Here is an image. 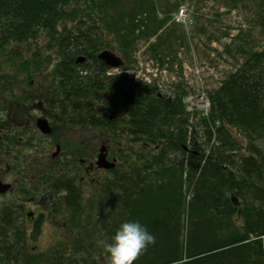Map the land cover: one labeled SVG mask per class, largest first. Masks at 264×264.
<instances>
[{
    "label": "trees",
    "instance_id": "trees-1",
    "mask_svg": "<svg viewBox=\"0 0 264 264\" xmlns=\"http://www.w3.org/2000/svg\"><path fill=\"white\" fill-rule=\"evenodd\" d=\"M242 1L230 0L232 7ZM253 2L251 14L264 33V0ZM169 8L160 11L154 0H0V105L32 104L33 96H16L13 87L33 94L31 73L47 60L25 55L42 36L55 60L37 100L63 105L56 113L71 117L74 127L84 123L77 105L118 102L123 118L106 124L98 118L96 126L120 132L137 146L131 156L119 154L112 179L87 198L72 180L48 181L52 167L39 168L40 181L66 185L68 195L59 199L67 215L64 242L54 252L30 255L18 237L16 250L2 244L1 263L107 264L100 241L110 240L122 222L138 220L155 243L134 264H264V44L251 49L241 29L230 39L224 55L242 60L208 93L206 117L184 113L181 82L168 91V103L153 86L106 76L107 68L96 60L110 49L129 68L144 41L149 56L160 65L170 58L172 65L173 46L182 36H173ZM68 21L76 23L74 31L66 28ZM80 56L85 61L77 65ZM62 146L73 148L69 142ZM235 202L241 223L235 222ZM105 208L112 212L105 215Z\"/></svg>",
    "mask_w": 264,
    "mask_h": 264
},
{
    "label": "rangeland",
    "instance_id": "rangeland-1",
    "mask_svg": "<svg viewBox=\"0 0 264 264\" xmlns=\"http://www.w3.org/2000/svg\"><path fill=\"white\" fill-rule=\"evenodd\" d=\"M154 1L160 11L164 9V7H170V16L180 7L185 9L186 13L189 14L188 26H191L190 29H188L189 33L187 34L181 28L173 29V31L175 32L173 36L176 37L181 35L182 42H176V44H174L173 46V49L176 52L177 60L174 61L171 65V63L169 62L170 58L165 59V63L168 64L165 67L169 68V72H166L165 74H162L160 77L155 79L157 80V84L161 86L160 88L163 92L171 91V89H169V86L174 82V80L179 81V73H181V83L184 88L187 87L193 92L192 94L194 95H196L197 91L201 90L206 91L207 93L215 90L220 85L221 80L224 79L227 74L234 71V68L237 65L236 63H239L242 60L240 56L234 55L229 58L224 55V47L231 42L230 39H233V37L238 33L240 29L247 33V38L251 39V49L259 50L264 44V33H262L256 27L255 16H252L251 14L257 8L253 0H244L237 3L235 7H232V3L230 2V0ZM75 24V22H65L66 28H69L70 31H74ZM168 25H170L169 21ZM245 40L247 41L246 38ZM146 47L147 42L143 41L138 44L135 51V58L138 63L149 64L145 63L146 60H139L144 58L143 54L145 55V53L143 52L146 50ZM29 49L30 51L26 52L25 58H31L32 55H37L41 56L40 58L47 60V62L42 63L38 70L34 71L32 67L33 72L31 73V80H33L34 83L33 94L31 93L30 89L21 88V90H19L16 85L13 87V93L16 96L23 93L26 96L29 93L34 97L31 105H42L41 102L37 100L36 95H40L41 91H45L43 87H45L48 80L45 74H49L51 72L52 65L54 64L55 60V52L54 50L46 47V41L42 36L37 38L34 43L29 44ZM111 51L119 56L116 51ZM175 65L176 69L174 68ZM4 71L6 74H10L9 76H12L13 74V71L11 70L8 71V69H5ZM48 93L49 92H47L46 100H50L52 98L48 96ZM108 97L109 99H113L112 96L108 95ZM197 102L198 100H196L193 105L197 104ZM97 103L100 104V102ZM113 107L115 116L120 119L123 115L119 103L116 102V105ZM34 116H37V113H35ZM89 130L90 129L88 128H83L82 130L78 129L77 134L75 133V131L69 132L67 130H63L60 132L65 133L66 139L70 140V142L73 144L74 141H78L79 136H81L83 140L88 139V135L90 132ZM96 133L97 140L99 141L104 136L103 135L101 137L100 133L106 134V131L97 130ZM117 133L118 134L114 133L113 139L110 140V146L108 145L109 142L107 143V145L109 146L110 153L117 158L118 162V160L120 161L119 154L122 155L124 153L131 156L132 151H137V146L136 144H131V142L128 141L127 137L120 136V132ZM240 140L242 145L245 146L246 139L242 137ZM39 141H44V139L42 140L41 137L32 135L30 139L31 143L37 144ZM49 143H51V140ZM50 149L51 150L47 151V154H51V152L54 151L53 146ZM97 149L98 146H96L95 148V153H97ZM33 153V147L24 148L21 150V153L18 154V159H20L22 161V164H25L26 167H29L30 164L39 165L40 168L49 167L46 165V163L48 162L47 155H43L41 157L42 154L37 153L35 155ZM33 155L37 156V158H35L36 164L33 161ZM64 155L68 156L67 149ZM28 162L30 163L27 164ZM34 170H37L36 166L32 170V175H34V183H39V176L36 175L37 172H35ZM25 172L28 171L25 170ZM48 172L51 174V177L48 181H53L54 178H58L56 168H52V170ZM80 175L81 173L78 174L77 178H79ZM24 183H26V181ZM90 188L91 185L86 182H83V184L80 185V189L84 193V198H87L91 195L92 190ZM59 196H61V194ZM52 198L49 199L48 196L43 195L42 201L37 203H41L40 208H34V210L37 212V215H43V217L39 219V223L37 224V234H35L34 238L27 244L28 250H31L36 254L54 252L55 249H58V245L64 242L65 236L67 234V228L65 224L67 215L65 211L63 213L60 212L62 204L59 203V200H55V197ZM252 202L253 201H251V204L254 205V203ZM45 204H49V213L44 207ZM257 204L258 202H256V205ZM239 207L241 206L239 205L238 208ZM235 215L237 216V214ZM240 218V216H237L235 219L234 216L235 222L237 221L241 223Z\"/></svg>",
    "mask_w": 264,
    "mask_h": 264
},
{
    "label": "flooded vegetation",
    "instance_id": "flooded-vegetation-1",
    "mask_svg": "<svg viewBox=\"0 0 264 264\" xmlns=\"http://www.w3.org/2000/svg\"><path fill=\"white\" fill-rule=\"evenodd\" d=\"M115 105L116 102L111 106L108 103L104 105L102 102L96 105H77L83 109L80 112L84 120L83 125L77 127L71 125L73 121L71 117H60L59 113H56L55 109L63 105H0V184L6 187L5 191L0 192V252L3 250L2 244H9L14 249L18 245L17 238L19 237L22 238V251L32 255L33 252L28 250L27 244L37 234L38 221L43 217L42 214L37 215L34 208H40L41 203H37L42 201L43 195L48 196L49 199L55 197V200L68 195L64 180L59 182L62 184L51 183V185L40 180L39 183H34L32 170L36 166L37 170L34 171L37 172L40 166L30 164L29 167H26L25 164H22V161L18 159L21 150L33 147V154H42L41 157L47 155L48 162L46 165H53L50 167L56 168L57 176L61 179L72 180L80 195L84 197V193L80 189L83 182L90 184V189L94 192L95 187L105 179H112V170L98 169L95 162L99 148L103 146L106 161L116 160L117 163V158L109 151L110 140L113 139L114 133L111 129H107L105 130L106 134L100 133L101 137L104 136L98 141L96 131L103 129H98L96 124L99 120L106 124L107 121H111L113 118L119 119L115 116L113 110ZM71 107L72 105L68 108L71 109ZM35 113H37V116H34ZM38 119H44L47 122L50 134L43 135L39 132L36 128ZM83 128L90 129L91 134L89 132L88 139L83 140L79 136L78 141H74L72 149L62 146V143L69 142L70 145L72 143L66 139L65 133L60 131H75L77 134V130ZM32 135L41 137L44 141L33 144L30 142ZM50 140L51 143H49ZM108 142L109 146L107 145ZM52 146L54 151L47 154ZM96 146H98L97 153H95ZM66 149L68 156L64 155ZM32 157L35 163L37 156L33 155ZM25 170L28 172H25ZM79 173L81 175L77 178ZM25 181L26 183H24ZM54 184L59 188L58 191H54L52 194L50 187ZM60 194L61 196H59ZM44 207L49 213V204H45ZM60 212H64L63 206ZM5 224H8L6 228ZM4 263L0 262V264Z\"/></svg>",
    "mask_w": 264,
    "mask_h": 264
},
{
    "label": "clouds",
    "instance_id": "clouds-1",
    "mask_svg": "<svg viewBox=\"0 0 264 264\" xmlns=\"http://www.w3.org/2000/svg\"><path fill=\"white\" fill-rule=\"evenodd\" d=\"M112 210L105 208V215ZM107 264H134L137 258L155 243V236L138 220L122 222L110 240L100 241Z\"/></svg>",
    "mask_w": 264,
    "mask_h": 264
},
{
    "label": "water",
    "instance_id": "water-1",
    "mask_svg": "<svg viewBox=\"0 0 264 264\" xmlns=\"http://www.w3.org/2000/svg\"><path fill=\"white\" fill-rule=\"evenodd\" d=\"M96 59L101 61L102 63H104V65L110 69L118 68V67L122 66L121 59L110 50H103V51L99 52L98 55L96 56ZM83 61H84L83 57H78L75 60V63L77 64V63H81ZM36 128L43 135L50 134V128L44 119H38L36 121ZM95 165L98 169L111 170L115 167V160H113L112 162L106 161L105 149L102 146L99 149V153L97 155ZM5 190H6V187L1 186V184H0V192H3Z\"/></svg>",
    "mask_w": 264,
    "mask_h": 264
},
{
    "label": "built area",
    "instance_id": "built-area-1",
    "mask_svg": "<svg viewBox=\"0 0 264 264\" xmlns=\"http://www.w3.org/2000/svg\"><path fill=\"white\" fill-rule=\"evenodd\" d=\"M142 70L145 71V72H142L141 70L138 71L137 74L134 75V78L135 79H138V80H141L143 82L149 83L150 82V79H149L148 74H151L153 77L156 76L157 70H152L150 68L142 69ZM128 77H130V75ZM197 99H198L197 104L196 105H190V106L191 107L192 106H196L198 109L203 110V111H206L207 110L208 103H207V100L204 97V95H201ZM187 101L193 102V99H191V98L189 99L188 98Z\"/></svg>",
    "mask_w": 264,
    "mask_h": 264
}]
</instances>
